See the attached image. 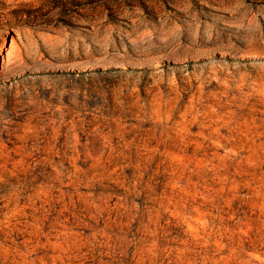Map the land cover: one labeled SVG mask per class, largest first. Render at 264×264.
<instances>
[{
    "label": "rangeland",
    "instance_id": "1",
    "mask_svg": "<svg viewBox=\"0 0 264 264\" xmlns=\"http://www.w3.org/2000/svg\"><path fill=\"white\" fill-rule=\"evenodd\" d=\"M0 264H264V0H0Z\"/></svg>",
    "mask_w": 264,
    "mask_h": 264
}]
</instances>
